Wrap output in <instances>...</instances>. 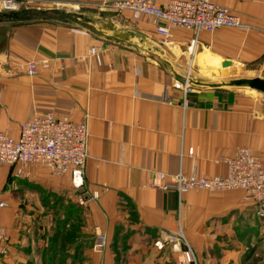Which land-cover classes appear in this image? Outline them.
<instances>
[{
    "label": "crops",
    "instance_id": "1",
    "mask_svg": "<svg viewBox=\"0 0 264 264\" xmlns=\"http://www.w3.org/2000/svg\"><path fill=\"white\" fill-rule=\"evenodd\" d=\"M100 1L32 0L31 18L10 23L2 36L0 131L15 137L22 123L52 112L85 122L89 140L78 189L70 175L41 164L0 163V201L7 203L0 227L9 235L0 264L69 256L102 264H186L188 249L194 260L187 264H257L264 216L244 191L193 190L179 198L156 183L158 173L225 175L223 159L242 147L264 166V94L200 80L210 68L212 77L264 79V0H211L238 15L241 26L201 32L195 43L192 31L172 29L165 40L156 32L159 19L99 10ZM151 1L163 6L168 0ZM47 9L69 17L43 14ZM97 46L99 59L90 53ZM39 59L50 67L27 75L26 63ZM186 77L191 91L184 95L173 84ZM79 198L90 200L80 205ZM100 232L106 247L91 257Z\"/></svg>",
    "mask_w": 264,
    "mask_h": 264
},
{
    "label": "built area",
    "instance_id": "2",
    "mask_svg": "<svg viewBox=\"0 0 264 264\" xmlns=\"http://www.w3.org/2000/svg\"><path fill=\"white\" fill-rule=\"evenodd\" d=\"M31 2L0 0V14L28 8ZM95 6L99 10L115 13L129 10L159 19L163 24L156 27V32L165 40L172 37V29L192 31L195 43L201 32L212 33L222 27L241 26L238 15L211 0H168L163 6L151 0H102ZM100 50V46L91 47L90 53L99 59ZM49 67L48 59L31 60L26 63L25 73L34 76L40 69ZM173 87L183 90L184 95L191 91L187 77L183 81H176ZM184 105H187L186 99ZM88 140L89 131L85 122L58 117L52 112L36 114L19 126L15 137L0 131V163L21 164L25 167L30 163L41 164L55 175H70L73 187L78 189L83 185ZM188 153L192 154V148L188 149ZM223 160L227 166L225 175L205 177L193 174L187 177L178 173L168 177L165 173H158L156 186L177 193L179 198L193 190L221 192L240 189L247 199L255 202L257 215L264 216V166L259 156L249 148L242 147ZM96 196L92 195L93 198ZM87 200L79 198L78 203L83 205ZM6 206V202L0 201V207ZM106 244V235L97 233L92 250L96 254L103 253ZM155 245L159 248L162 246L158 241ZM8 249V232L0 227V256L7 254ZM193 260L192 252L188 249L185 252V263Z\"/></svg>",
    "mask_w": 264,
    "mask_h": 264
},
{
    "label": "water",
    "instance_id": "3",
    "mask_svg": "<svg viewBox=\"0 0 264 264\" xmlns=\"http://www.w3.org/2000/svg\"><path fill=\"white\" fill-rule=\"evenodd\" d=\"M47 12H54L56 14H62L65 18L69 17L67 13H60L58 11L51 10V9L42 10L43 14H46ZM32 14H33V10L29 8H23L18 11L2 13L0 14V24L22 22V21L30 19ZM70 18H71L70 20L77 22V23L81 22V19H83L79 16H72ZM230 64L231 63L229 61L222 62L223 67L230 66ZM203 85L208 86V87L227 86V87L248 88V89L255 90V91H258L264 94V79L259 78V77L257 78H238V79L230 80L228 83H219V84L218 83H208V84H203Z\"/></svg>",
    "mask_w": 264,
    "mask_h": 264
},
{
    "label": "rangeland",
    "instance_id": "4",
    "mask_svg": "<svg viewBox=\"0 0 264 264\" xmlns=\"http://www.w3.org/2000/svg\"><path fill=\"white\" fill-rule=\"evenodd\" d=\"M9 24L10 23L0 24V46H3L5 44V40L2 36H4L6 34V31L9 29ZM208 70H210V71H208ZM208 70H207V74H205L204 78L202 77V79L200 78V80H206V81L207 80H221L220 82H224V83H228L229 79L233 80L232 79L233 77H230L228 75H219V74H217V72H215L214 76L212 77L211 72H212L213 68H210ZM209 83H211V82H209ZM34 164H37V163H34ZM19 165H21V164H19ZM23 167H25V166H23ZM87 202H88V200L86 201V203ZM176 236H178V235H176ZM95 239H96V235H95ZM95 239H94V241H92V245L90 248L91 257L92 256L93 257L94 256L99 257L102 254V253H100V254L96 255V254H94L95 253L94 251H93L94 253L92 252ZM1 257H4V256H0V258ZM49 258L50 259H48V262L46 264H52L53 260H55V259L57 262L54 264H67V262L65 261L66 259L72 264H102V260H97V261H94L93 263H90V257L89 256L76 257V259L74 261H72L71 256H69V257H54L52 260H51V257H49ZM253 259L254 260L256 259L255 261L257 262V264H264V236H262V238H259L257 241V248H256V252L253 256ZM183 261H185V256H183Z\"/></svg>",
    "mask_w": 264,
    "mask_h": 264
}]
</instances>
